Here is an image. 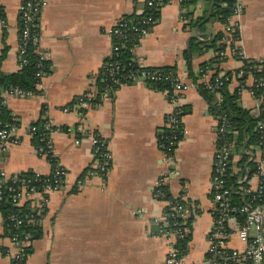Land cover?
<instances>
[{"label": "crops", "instance_id": "crops-1", "mask_svg": "<svg viewBox=\"0 0 264 264\" xmlns=\"http://www.w3.org/2000/svg\"><path fill=\"white\" fill-rule=\"evenodd\" d=\"M22 0H0L5 23L0 21V63L4 73L19 70L18 25ZM38 17V45L50 63V72L39 79L29 97L4 93L7 109L17 120L9 145L0 147V170L8 176L31 172L47 175L51 166L32 143L30 127L43 118L59 130L49 134L57 163L66 171L63 187L20 200L28 204L40 223L42 235L29 241L31 253L15 262L16 253L2 228L0 215V264H163L175 240L161 217L171 204L182 206L181 221H190V238L183 259L186 264H209V244L216 205L211 196L213 159L217 141V120L207 102L188 77L184 52L196 36L206 41L224 26L209 20L197 34L185 25L180 1L171 0L160 9L157 23L144 35L134 55L146 67H174L183 85L177 106L187 107L181 118L182 133L173 156L168 159L159 148L165 117L173 111L165 93L138 80L121 85L112 96L93 107L87 101L77 108L78 99L97 98L95 81L104 61L112 54L111 29L124 15L138 14L147 0H41ZM237 38L225 34L224 43L233 44L245 60L264 61V0H241ZM193 17L202 15L195 5ZM227 59L219 71H237L241 59L227 46ZM213 49L194 52L190 64L196 69L214 57ZM236 76V75H235ZM228 84L234 91L237 80ZM245 80L238 104L251 113L264 105V91L251 93ZM66 109V110H65ZM85 133L78 136L66 128ZM64 129V130H63ZM103 138L110 154L104 177L89 175L93 158L92 137ZM254 145L232 152V172L242 154L248 160L260 157ZM252 157V159H251ZM245 179L239 178L238 183ZM258 176L248 181L257 190ZM166 194L168 199L165 198ZM174 200V201H173ZM225 242L229 250L242 251L244 243L234 224Z\"/></svg>", "mask_w": 264, "mask_h": 264}, {"label": "trees", "instance_id": "trees-1", "mask_svg": "<svg viewBox=\"0 0 264 264\" xmlns=\"http://www.w3.org/2000/svg\"><path fill=\"white\" fill-rule=\"evenodd\" d=\"M40 2L41 0H33ZM171 0H152V5L148 6L145 2L141 12L139 14H131L122 16L112 27V30L120 33L116 36L114 33L111 34L112 44L117 46V50L108 57L95 81V87L97 91V98L94 100L81 97L79 100H87L90 105L95 107L100 103L101 94L106 93L107 96H112L114 92L121 85L132 84V76L140 72L154 73L158 76L156 80L146 79V85L151 89L159 92H163L171 101L172 87L175 77H177L176 70L174 67H148L140 68L134 62L135 55L134 50L139 45V40L142 36V30L149 32L152 27L157 23L160 15V9L163 5L169 3ZM201 5L203 9L202 15L193 17V12L190 11L189 7L195 5ZM180 6L182 9L185 8L183 13V20L185 25L190 29H193L197 34H200L204 30V25L209 21L213 20L225 26L227 24L228 17L232 13L233 0H181ZM0 21L5 23V13L3 7L0 5ZM37 28L33 29L32 34H38L39 28L38 21ZM18 37L24 30L23 23L19 19L18 25ZM225 34L223 31L217 32L206 41H199L196 36H193L188 44V49L184 52V58L187 63L188 77L192 83L196 85V89L203 99L207 102L209 111L215 116H224L228 123L229 133L224 134L218 139L217 144L224 145L229 142L233 143L234 150H247L249 146L261 143V150L264 152V138L262 131L257 129V124L264 118V105H260L261 116L254 117L250 112L242 108L238 104L240 93L237 90L229 91L228 84L231 82L233 77L237 75V71H226L220 75V64L227 59L225 53L227 46L234 58L238 59V49L224 43ZM232 38H237V32L232 33ZM21 49V46H20ZM213 49L215 52L214 57L210 60L201 63L196 69H193L190 64L191 56L194 52H204L205 50ZM7 48L4 47L0 54V63L5 57ZM23 52L19 54V70L14 73H4L0 69V132L4 129L17 126V120L12 113L7 109L3 100L4 93H13V90H19L22 92L35 93L36 86L39 83V77L36 75L39 73L42 76L47 75L50 72V63L43 57V52L39 48L38 42H34L31 37L28 38L25 44L22 45ZM244 75L241 78H236L239 83L244 82L247 72H251L254 77L264 76V61L257 62L254 60L242 59ZM260 66L259 69H256ZM211 69V74L204 82H199L202 78L205 68ZM106 91V92H105ZM264 91V87L255 91V96L259 97ZM221 96V101L216 103V95ZM175 118L181 119L182 116L187 112V107L177 106ZM48 124L46 119H39L37 122L32 124V127L36 128V131L31 133L32 143L38 150L40 147L45 145L44 140L48 133L44 130L43 126ZM182 127V124H181ZM64 130V129H63ZM164 134L167 139H160L161 151L165 154H169L173 151L174 147H171L168 138L176 137L180 139L181 136L177 132H170L164 130ZM79 135L78 133L76 134ZM12 136L9 137L11 141ZM104 147V146H103ZM248 154H242L240 161L237 163L239 167L238 173L232 172V153L229 156L228 165L226 166L225 172L221 178L224 180V188L229 191L230 206L241 207L248 205L251 208L257 206H264V172L259 174L257 166L258 164L254 160H248ZM46 159L53 167L55 160L48 154ZM15 179L6 180L3 183V187L0 189V215L2 218V228L7 237H11L16 232H24L28 236L29 241L39 239L42 235L40 223H37V219L34 222L26 221L25 215L30 219L34 217L32 210L28 204L25 203L22 206H17L12 199L14 194L9 191L8 188H18L17 180H31V184L36 187H40L42 180L34 181L33 173L31 172H20L16 173ZM258 176L259 185L257 190L250 191L248 188V181L251 177ZM239 178H244L242 183H238ZM212 196V194H211ZM168 196L166 194V197ZM174 201V200H173ZM172 203V202H171ZM173 204V203H172ZM10 216H16L22 219V223L18 228L14 227V224L9 220ZM218 216L217 211L214 212V219ZM236 221L234 225L237 227L243 224L244 216L235 214ZM34 218H37L36 216ZM171 221L180 222V218L177 216L169 219ZM190 227V221H186L183 227ZM264 227V222H263ZM171 229V226L169 227ZM227 233H230V229L227 227ZM190 238V233H185L183 238L177 239L175 246L185 254L187 250V244ZM0 251L4 252V249L0 246ZM222 252V251H221ZM26 255L31 253V247L25 248ZM227 256L230 255V250H225Z\"/></svg>", "mask_w": 264, "mask_h": 264}, {"label": "built area", "instance_id": "built-area-1", "mask_svg": "<svg viewBox=\"0 0 264 264\" xmlns=\"http://www.w3.org/2000/svg\"><path fill=\"white\" fill-rule=\"evenodd\" d=\"M181 1V0H177ZM21 7H20V16L19 19L23 23L24 30L21 34V37H19V54L23 52L22 45L26 43L29 37L32 38L34 42H38V34L34 33L32 34L33 29L37 28L36 21L38 20L40 10L42 7V1L35 2L33 0H22L21 1ZM146 4L148 6L152 5V0H147ZM194 6L189 7L190 11L193 12ZM183 12H185V8L182 9ZM243 6L241 3V0H233V8L232 13L228 17L227 24L224 26V33L232 35L233 32H236L237 27V20L242 14ZM141 12V11H140ZM139 12V13H140ZM138 13V14H139ZM115 34L116 36H119L120 33L114 32L111 29V34ZM148 32H145L142 30L141 38L146 35ZM140 38V40H141ZM139 40V41H140ZM21 46V49H20ZM117 50V46L112 44V54L114 51ZM135 51V50H134ZM238 56L242 60V57L239 55L238 50ZM111 54V55H112ZM134 62L136 65L140 68H148L146 66H143L140 64L139 60L135 56ZM257 62H261V60H257ZM19 66H21V63L19 62ZM260 66H257L256 69H259ZM211 69H208V67L205 68V72L202 76V78L199 80V82H204L207 80L209 75L211 74ZM220 75L222 74L219 72ZM39 78L42 77L39 73L36 74ZM244 75L243 71V64L241 63L240 68L238 70L237 75L235 78H241ZM250 79L252 82L251 87V93L255 95V91L258 89H261L264 87V76L263 77H254L251 72H247L245 76L246 79ZM133 83L140 80L144 83H146V79L149 80H156L158 79V76L154 73L149 72H140L134 76L131 77ZM244 82L239 83L237 81V85L234 88V90H237L239 93H241L244 89ZM195 88L196 85L192 84ZM183 90V85L180 83L179 79L175 77L173 87H172V95H171V103L175 105V108L171 113H169L166 117V125L164 130H169L170 132H177L178 134L182 133V127H181V119L175 118V115L178 114L176 112V103L179 98V93ZM106 92V91H105ZM13 94H16L20 97H29L32 95L30 92H22L19 90H13ZM106 93L101 94V98L106 97ZM221 101V96L219 94L216 95V103ZM87 104V100H79L77 108L85 107ZM66 110V109H65ZM252 116L258 117L261 116V108H257L253 113H251ZM217 120V141L222 137L224 134L229 133L228 130V123L225 120L224 116L215 115ZM15 127H10L9 129H4L0 132V147L2 149H5L7 145H9V137L11 136V133L13 132ZM44 130L48 133V136L46 138H42L41 140L45 142V145L40 147L37 151L47 157L48 154H50L54 160V166L51 167V171L47 175H41L38 173H33V180L38 181L42 180V184L40 187L33 186L31 184V180H17L18 188L11 189L8 188L9 191L13 192L14 194L12 199L14 200L15 204L19 206L20 200H28L31 196L39 195L41 197L42 203H46V193L49 191L57 190L60 187H63L65 178H66V171L65 169L57 163L55 156L53 154L52 144L49 139V134L54 130H59V127H54L52 124L48 123L43 126ZM257 129L263 133L264 138V118L260 120L257 124ZM67 133L70 134H81L85 133L82 131L80 127L78 129L74 128H66L65 129ZM36 131L35 127H30V133H33ZM165 131L161 134L159 137L160 139H167L168 136L164 134ZM179 139L174 136L168 138V142L171 147L173 148V151L169 154H165L168 159H171L173 156V152L175 149V146ZM216 141V149H215V155L213 159V166H212V174H211V180L213 183L212 187V198L216 205V211L218 213V216L214 219L213 224V230L211 233V239L209 244V257L208 262L209 264H264V206H257L254 208H251L248 205H244L241 207H231L230 206V196L229 191L224 188V180L221 178L222 174L225 172L226 166L228 165V160L230 154L234 150V146L232 142H229L224 145L217 144ZM11 142V141H10ZM92 153L93 158L90 163L89 170L87 173L89 175L93 176H100L104 177L110 167V154L107 150L106 143L103 138L99 137L98 135L94 134L92 137ZM104 146V147H103ZM161 144H159V148L161 149ZM256 150L258 149L260 153V157L257 158L256 163L258 164L257 169L259 174H262L264 172V152L261 150V143H258L254 146ZM252 159V157H251ZM15 175V174H13ZM10 175L8 176L3 170H0V189L3 187V183L6 180H13L15 179V176ZM182 206L178 204H170L168 211L163 214L161 217L162 221L165 223H168L169 227L171 226L170 233L175 238L170 251L168 255L166 256L163 264H186L183 255L181 251L175 246L177 239L183 238L185 233H189V230L187 227L181 228L184 223L181 221L182 217ZM235 214L243 215L244 220L243 224L239 227H237L236 235L238 239L244 243V248L242 251L238 252L235 250H230V255L227 256L226 253H223V251L228 250L225 246V242L227 240V237L229 233H227L226 229L229 228V225L234 224L236 221ZM177 216L180 218V222L175 221H169L170 218ZM26 221L30 222V218L25 215ZM9 220L14 224L15 228H18L21 223L22 219H19L16 216H10ZM10 242L12 243L13 247L16 250V253L12 255V259L15 262H21L26 258L25 248L27 247V244L29 242L27 234L24 232H16L11 237H9ZM222 251V252H221Z\"/></svg>", "mask_w": 264, "mask_h": 264}, {"label": "rangeland", "instance_id": "rangeland-1", "mask_svg": "<svg viewBox=\"0 0 264 264\" xmlns=\"http://www.w3.org/2000/svg\"><path fill=\"white\" fill-rule=\"evenodd\" d=\"M213 20L211 19V21L210 22H212Z\"/></svg>", "mask_w": 264, "mask_h": 264}]
</instances>
